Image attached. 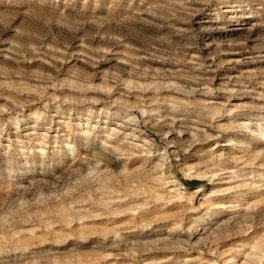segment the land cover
<instances>
[{
  "label": "rangeland",
  "instance_id": "obj_1",
  "mask_svg": "<svg viewBox=\"0 0 264 264\" xmlns=\"http://www.w3.org/2000/svg\"><path fill=\"white\" fill-rule=\"evenodd\" d=\"M167 4L59 0L95 23L25 39L27 59L0 34V84L14 86L0 87V264H264V0H193L175 17ZM90 74L133 87H49ZM115 100L137 107L100 111Z\"/></svg>",
  "mask_w": 264,
  "mask_h": 264
},
{
  "label": "clouds",
  "instance_id": "obj_2",
  "mask_svg": "<svg viewBox=\"0 0 264 264\" xmlns=\"http://www.w3.org/2000/svg\"><path fill=\"white\" fill-rule=\"evenodd\" d=\"M87 3V0H85ZM193 3V0H168L167 11L172 13V16L175 17L177 12L184 13L188 12V5ZM65 7L72 6V0H64ZM0 34L3 32L11 30L14 33L13 38L9 39L7 43L11 45L8 49L9 58L15 59L17 56L20 59H27L24 55L25 51L31 52H39V49L33 46L31 43H24L25 39L31 40L33 37H37L38 33H48L52 35L54 31L61 35L66 36L69 39H73L76 36V33L85 28V25H90L95 23L94 21L87 20L82 18L78 13L75 15L66 14L64 11L59 10V0H3V3L0 4ZM95 51H110V49H96ZM15 53L16 55H12ZM126 62V61H125ZM92 66H96V61H92ZM158 75H164L159 73ZM94 74H90L86 77L83 83H72L69 84L68 81H64L61 84L57 85L55 83L50 84L49 87L54 89H64L71 88L81 94L94 93L101 94L106 96H111L115 90L116 85H121L125 88L131 89L132 83L128 80H123L120 78H116V83L109 85L107 80L102 83H93ZM0 87H14L13 85H4L0 84ZM137 87L142 91L146 92L149 89H153L155 92L159 93L162 88L174 87L178 91H183L184 86L182 85H169V84H140ZM206 90L211 91V89ZM17 91H23L24 89H16ZM33 92H38L41 98L44 97L45 89L44 88H33L31 89ZM51 101L57 109H60L63 105L69 104H87L89 106L96 105L101 103L100 100L92 99V100H80V101H71L67 97L61 96H52ZM167 105L172 111H179L184 105L188 103V101L182 100H165L162 102ZM112 105L118 106V110L112 113L113 116L120 115V109L131 110L136 105L128 104L124 100H115L111 101L110 104L104 108H101V112H109V109ZM24 104L18 105L19 108L23 109ZM45 110L49 108V103L45 102L43 104ZM224 107V106H221ZM158 110V109H157ZM12 110L9 108L0 107V114L8 113ZM89 111H92L91 107H89ZM150 114V110H144L141 108V118L148 116ZM20 113H17L19 116ZM37 119H40L44 116L43 112H35L32 114ZM216 115H220L219 112H216ZM225 116H231L232 113L227 111L224 113ZM128 120L133 123H139V119L135 115L128 116ZM12 122L15 126L19 127V120L16 117H12ZM211 139L212 137H207ZM197 143L199 141H196ZM69 151L72 150V145L67 146ZM166 161H162L158 167H162L163 163ZM219 175V173H217ZM119 234L117 233V237ZM249 261L251 262L254 258V252L249 253ZM257 259H264V255L260 257H255Z\"/></svg>",
  "mask_w": 264,
  "mask_h": 264
},
{
  "label": "bare ground",
  "instance_id": "obj_3",
  "mask_svg": "<svg viewBox=\"0 0 264 264\" xmlns=\"http://www.w3.org/2000/svg\"><path fill=\"white\" fill-rule=\"evenodd\" d=\"M216 175H217V173L215 174V176H216ZM215 176L213 175V178H214ZM200 190H201V189H200ZM225 261H226L225 264H228V263L230 262L229 259H227V260L225 259Z\"/></svg>",
  "mask_w": 264,
  "mask_h": 264
}]
</instances>
